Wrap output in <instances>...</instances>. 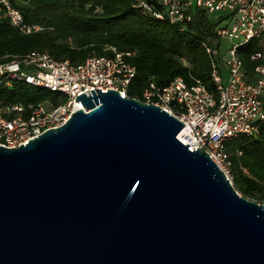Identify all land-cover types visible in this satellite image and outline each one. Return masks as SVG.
I'll use <instances>...</instances> for the list:
<instances>
[{
  "label": "water",
  "instance_id": "obj_1",
  "mask_svg": "<svg viewBox=\"0 0 264 264\" xmlns=\"http://www.w3.org/2000/svg\"><path fill=\"white\" fill-rule=\"evenodd\" d=\"M96 89L66 124L0 145V264H264V203L207 141L192 150L162 106Z\"/></svg>",
  "mask_w": 264,
  "mask_h": 264
},
{
  "label": "built area",
  "instance_id": "obj_2",
  "mask_svg": "<svg viewBox=\"0 0 264 264\" xmlns=\"http://www.w3.org/2000/svg\"><path fill=\"white\" fill-rule=\"evenodd\" d=\"M134 5L183 30L194 21L197 9L221 12V21H228L216 27L221 38L230 40L225 55L216 41L212 44L204 41L211 55L215 91L199 78L189 84L178 76L165 85L151 78L141 95L135 96L144 102L156 103L180 118L186 125L178 137L185 144L190 143L192 150L207 141L204 148L234 183L228 143L240 134L259 133L264 122V0H159V5L135 0ZM2 19L9 20L23 32L44 28L41 24L26 22L15 0H0ZM255 38L262 40L263 48L252 58L263 62L250 74L239 47ZM104 50V54L91 55L79 64L37 49L0 62V85L13 87L16 81H21L67 96V100L58 105L50 100L39 103L0 100V145L18 147L48 129L66 124L73 112L84 107L82 100L76 99L87 90L112 88L122 93L121 96H131L130 88L138 75L135 51L121 50L111 44Z\"/></svg>",
  "mask_w": 264,
  "mask_h": 264
},
{
  "label": "trees",
  "instance_id": "obj_3",
  "mask_svg": "<svg viewBox=\"0 0 264 264\" xmlns=\"http://www.w3.org/2000/svg\"><path fill=\"white\" fill-rule=\"evenodd\" d=\"M148 1L159 5V0ZM15 3L26 22L44 28L23 32L9 20H0V62L37 49L79 64L91 55L104 54L105 46L111 44L136 53L138 75L131 85V96H140L151 78L165 85L178 76L189 84L199 78L211 91L216 90L211 55L204 41L211 44L216 41V46L226 54L224 39L216 32L222 15L215 20L206 10L197 9L194 21L183 30L135 6V0H15ZM262 46V40L255 38L239 47L250 74L263 62L252 58ZM0 100L26 103L50 100L58 105L67 96L16 81L13 87L0 85ZM227 148L236 189L248 198L264 201V122L259 133L240 134Z\"/></svg>",
  "mask_w": 264,
  "mask_h": 264
},
{
  "label": "rangeland",
  "instance_id": "obj_4",
  "mask_svg": "<svg viewBox=\"0 0 264 264\" xmlns=\"http://www.w3.org/2000/svg\"><path fill=\"white\" fill-rule=\"evenodd\" d=\"M209 14H211V16H213V18L215 19V20H217V18L219 17V15L221 14V12H217V13H209ZM227 20H223L222 21V23L223 24H227ZM224 45L225 46H228V48H229V46H230V40L229 39H226V40H224Z\"/></svg>",
  "mask_w": 264,
  "mask_h": 264
}]
</instances>
